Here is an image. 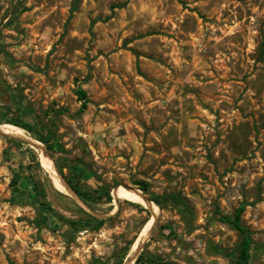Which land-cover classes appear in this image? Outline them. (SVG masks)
<instances>
[{"label": "rangeland", "instance_id": "obj_1", "mask_svg": "<svg viewBox=\"0 0 264 264\" xmlns=\"http://www.w3.org/2000/svg\"><path fill=\"white\" fill-rule=\"evenodd\" d=\"M2 125L54 140L63 178L111 200L82 206L0 134V264H236L219 217L242 202L245 264H264V0H0Z\"/></svg>", "mask_w": 264, "mask_h": 264}, {"label": "trees", "instance_id": "obj_2", "mask_svg": "<svg viewBox=\"0 0 264 264\" xmlns=\"http://www.w3.org/2000/svg\"><path fill=\"white\" fill-rule=\"evenodd\" d=\"M125 5H126V3L118 4V5L113 6V8H124ZM75 94H76L78 102L80 103L79 109L77 111V115H81L87 110L89 100H88L86 92L81 88L77 89L75 91ZM9 124L23 128L25 130H28L27 125L23 124L22 122H9ZM36 139L39 142L45 144L47 152L54 151V148H55L54 140L49 141L47 139H43L40 137H36ZM36 165L38 167H40L39 162H37ZM59 173L61 175H63L62 171H60ZM66 182L68 183L70 188L74 191V193L85 203H90V202L102 199L103 197L106 198V200H108V201L111 200L109 190H106L104 192V196H101V195L97 196L96 193L94 194V192H96V191L87 190V188L79 182L74 183V182L70 181L69 179H66ZM14 184H16L15 181H14ZM135 185H137L139 187V189L142 190L143 192L148 191V185L146 182L139 181V182H136ZM16 191L17 190L14 188L13 192H16ZM172 198L174 201H178L177 198H175V197H172ZM150 200L153 203H155L158 207H161L160 198H158L157 196H151ZM250 205L251 204H246L245 202H242L234 210L232 216H230V217L220 216L219 217L220 222L228 224L229 226H231L235 231L238 232V234L240 236L239 254L237 257L236 264H245L248 261L249 251H250L251 246L253 244L252 239H251V232L248 230V228L246 226H244L242 224V220H241V217H242L243 213L245 212L246 207L250 206ZM93 219L97 222L98 226H100L103 223V220H98L95 217ZM135 264H176V263L171 262V261H167V260L162 259L158 256H144V254L141 253L140 256L137 258Z\"/></svg>", "mask_w": 264, "mask_h": 264}, {"label": "bare ground", "instance_id": "obj_3", "mask_svg": "<svg viewBox=\"0 0 264 264\" xmlns=\"http://www.w3.org/2000/svg\"><path fill=\"white\" fill-rule=\"evenodd\" d=\"M3 130H4L5 133L11 135L12 137H19V138L21 137V138H26V139L30 140L31 142H33L34 146L39 148L40 151H41V148H40L41 145L37 141L26 137L21 132V130H19L18 128L14 127L12 125H2L0 127V131H3ZM41 153H40V155L44 159L43 160V166L47 169L49 177H50L54 187L57 190H59L60 192H62V194L63 193L68 194V191L64 187V184H63L61 178L59 177L58 173L56 171L54 172V170H53L54 169L53 162L51 160L47 159V158H44V156H42ZM114 195H115L116 198L119 197V198H124V199H127V200H134L135 202H139V201L142 200V196H141V194H139L138 191L130 190V189L126 188V187H118L115 190ZM152 210L155 213V207L152 206ZM153 222H154V218H153V221H152V223L150 225V228H151ZM150 228H149V230H150ZM136 247H137V245H136Z\"/></svg>", "mask_w": 264, "mask_h": 264}, {"label": "water", "instance_id": "obj_4", "mask_svg": "<svg viewBox=\"0 0 264 264\" xmlns=\"http://www.w3.org/2000/svg\"><path fill=\"white\" fill-rule=\"evenodd\" d=\"M0 134L5 135V136H8V137H12V136H9V135H6V134H3V133H1V132H0ZM13 138H18V137H13ZM18 139L23 140L24 142H26V143L29 144L30 146H33V147H34L33 142H31L30 140H28V139H26V138H18ZM39 144H40V143H39ZM40 148H41L42 156H44V158H47V159H49V160H51V161L53 162V160L51 159V157L49 156V154H48V152H47V150H46V147L41 146ZM53 164H54V162H53ZM54 167H55V165H54ZM55 169H56V167H55ZM56 172L58 173L59 177L61 178V180H62V182H63V184H64V187H65L66 190L68 191V194H69L72 198H74L75 200H77L78 202H80V204H81L82 206H85V204H84V203L81 201V199H80V198L74 193V191L70 188V186L68 185V183L66 182V180H65V179L63 178V176L58 172L57 169H56ZM128 189H130V190H135V189H131V188H128ZM135 191H138V190H135ZM114 193H115V191H114ZM141 196H142L143 201L148 202V200L146 199L145 193H142ZM102 218H103V217H102ZM152 227H153V224H152V226H151V228H150L149 231H151ZM139 250H140V248H139L138 250H136V254L139 253Z\"/></svg>", "mask_w": 264, "mask_h": 264}]
</instances>
